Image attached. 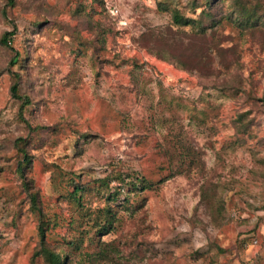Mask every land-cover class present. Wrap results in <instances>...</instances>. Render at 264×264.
Here are the masks:
<instances>
[{
	"label": "rangeland",
	"instance_id": "rangeland-1",
	"mask_svg": "<svg viewBox=\"0 0 264 264\" xmlns=\"http://www.w3.org/2000/svg\"><path fill=\"white\" fill-rule=\"evenodd\" d=\"M6 31L0 264H48L41 226L64 264H264V0H0Z\"/></svg>",
	"mask_w": 264,
	"mask_h": 264
},
{
	"label": "trees",
	"instance_id": "trees-1",
	"mask_svg": "<svg viewBox=\"0 0 264 264\" xmlns=\"http://www.w3.org/2000/svg\"><path fill=\"white\" fill-rule=\"evenodd\" d=\"M16 3V0H7V5L11 6L14 5ZM174 14V18H175V22L176 23H181V24H189V22L192 21L191 18H187L186 16H184L183 14H180V12L178 10H175L173 12ZM11 34H13L12 31H6L0 38V42L2 45H4L7 48H11L12 50H14V46L12 44V39H11ZM20 57V52H16L13 57L11 58L10 62H9V70L11 71V74H14V76L18 79L19 78V73L14 72L13 70H11V67L14 66L16 63H18ZM11 91H12V95L16 98H18L21 101V105H20V112L21 115L23 114L24 110L26 109V107H28L31 104V99L29 96L24 95L23 93H21L20 88H19V84L18 81L14 82L13 85L11 86ZM23 117V116H22ZM17 148L20 152V156L23 157L22 160H19V168L22 171L21 175H24V171H25V167L30 163L32 157L31 155L28 153L27 149H26V138H18L17 139ZM135 174L131 176L132 179V185L134 188H132L130 191H134L133 189H137L138 184L142 183L144 186L143 188H147L150 187V183H148V181H146V178L140 175H137L136 177ZM108 182V181H107ZM84 189V186L82 185H76L74 190H73V194L74 197L77 200H81L82 195L81 192ZM122 192H120V190H118V188H116V191L113 190L108 194V200H114V199H118ZM32 197L34 198L35 202H36V207H38V203H39V199L37 197V195L35 193L32 194ZM127 199L129 198V196H127ZM40 205V204H39ZM112 205L110 206V208L108 210H106V212L104 213V218H103V224L98 223V225H107L109 223H111L113 221L114 218V214H113V209L111 208ZM42 214L43 211L41 209ZM45 228L41 226L40 230V237H41V241H40V247L37 250V253H42L44 254L48 264H64L65 262L68 263L71 259H70V252L66 251L65 249H60L59 247L56 246H50L48 241H46V232L44 230ZM64 257V258H63Z\"/></svg>",
	"mask_w": 264,
	"mask_h": 264
}]
</instances>
